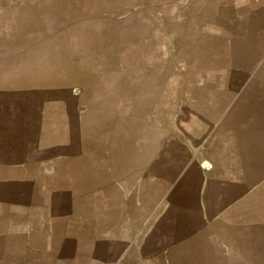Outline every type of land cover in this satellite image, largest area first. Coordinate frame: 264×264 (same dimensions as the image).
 I'll use <instances>...</instances> for the list:
<instances>
[{"label":"crops","instance_id":"obj_1","mask_svg":"<svg viewBox=\"0 0 264 264\" xmlns=\"http://www.w3.org/2000/svg\"><path fill=\"white\" fill-rule=\"evenodd\" d=\"M88 31L133 70L101 95L93 153L69 106L32 99L56 96L39 49L61 39L68 79ZM122 122L132 146L152 128L163 142L154 206L119 184L117 158L107 168L103 129ZM140 238L183 264H264V0H0V264H104V244L122 264Z\"/></svg>","mask_w":264,"mask_h":264},{"label":"rangeland","instance_id":"obj_2","mask_svg":"<svg viewBox=\"0 0 264 264\" xmlns=\"http://www.w3.org/2000/svg\"><path fill=\"white\" fill-rule=\"evenodd\" d=\"M88 39L90 41L84 46L82 42L81 47H86L81 50L78 48L72 49L71 53L80 56L79 52L83 53L86 57L84 58V64L75 67L72 66V69L77 68L75 70L70 71V76L67 79L68 75L64 70L66 69V65L64 64V60L68 56L67 50L63 48V42L57 41L56 47L53 51L51 49H42L39 51L44 56H52L55 58V64L51 66L53 68V72L50 73L55 74V89L56 96L52 97H35L33 99V105L40 106L41 108H45L47 112H50L51 115H56L58 113L57 107L55 109L50 110L51 106L48 105L51 102L54 104H62L70 107L72 111L71 114L69 128L71 131L72 138H82L83 136L87 138V151L95 152L96 148L99 147L100 144V130L98 129V124L96 121V114L100 111L101 106H105V101H102L101 95L104 94L105 99H110L111 91L110 90H122V88H126L129 84L128 73L133 72L131 66L128 62L123 58L125 57V52L120 49L119 54H111L110 51H114L110 49V47L104 46L99 49L96 47V44L91 39L94 36L93 32L88 31L87 33ZM32 51H26L29 55H32ZM81 55V56H83ZM119 56V57H118ZM153 83V82H152ZM69 85V87H68ZM69 89L70 98L66 96V89ZM107 92L105 93V91ZM115 91V94H117ZM121 94V93H120ZM31 101V98H29ZM32 103V101H31ZM83 105L86 109V116H79L77 113V106ZM50 106V107H49ZM82 107V106H81ZM108 107V108H106ZM109 106H105L103 108L104 111L109 112ZM61 115V114H60ZM37 118V117H36ZM36 118L33 116V120L36 121ZM85 120L83 124L82 121ZM97 124V125H96ZM123 128L120 129H111L104 128L103 129V143L102 149L104 153H107V168H110L111 165V156L118 159L119 168L124 171H128L132 174V176H119L118 182L120 185L129 186L131 181L133 180L135 186V201L142 205V203L154 206L158 202L159 196V183L157 180V173L161 169L162 163L164 159L162 158V152L164 151L163 142L159 139L158 130L151 129L149 134L150 146L146 147V141L148 137L146 135L145 130V148L143 151L142 139L140 141V145H137L138 142L134 146L128 143V140L131 138L128 136L130 132H132V125L128 122L121 123ZM129 125V126H128ZM37 127V125H36ZM38 128V127H37ZM36 129V128H35ZM64 130V129H63ZM38 129L36 132L38 133ZM61 131V130H60ZM139 131L142 136V130L138 129L134 131V135ZM133 135V136H134ZM139 135V134H138ZM46 136V133H43V137ZM137 138V137H136ZM139 138L135 139L136 141ZM103 183L106 184V178H103ZM148 190H151L150 193ZM142 214L136 211V217H141ZM138 225H136L137 230ZM157 227V226H156ZM160 244L159 241L151 242V241H143L141 238L139 240H135L134 249L129 252V257L125 255L122 264H183L188 263L184 261L183 258H178L174 255V251H168L167 256H158V249H156L153 245ZM165 243V242H161ZM171 242H167L169 245ZM125 245V244H124ZM118 250L121 253V245H119ZM125 250V249H124ZM111 248L108 249L103 247V263L110 264ZM132 257L131 255H133ZM93 260V258H92ZM98 264V263H96Z\"/></svg>","mask_w":264,"mask_h":264}]
</instances>
